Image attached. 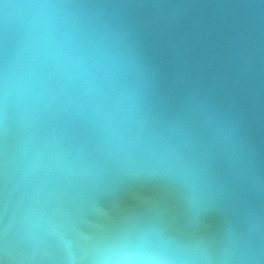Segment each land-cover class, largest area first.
<instances>
[{
    "label": "water",
    "instance_id": "water-1",
    "mask_svg": "<svg viewBox=\"0 0 264 264\" xmlns=\"http://www.w3.org/2000/svg\"><path fill=\"white\" fill-rule=\"evenodd\" d=\"M70 2L94 24L134 26L156 73L158 130L172 143L189 141L181 155L196 164L213 199L196 211L179 181L129 174L87 125L65 115L58 126L93 167L59 181L43 206L46 223L26 231L10 118L0 129V264H90L102 247L148 229L182 245L199 241L213 259L264 264V0ZM16 43L0 29V60L14 55ZM233 119L242 125L236 137Z\"/></svg>",
    "mask_w": 264,
    "mask_h": 264
},
{
    "label": "clouds",
    "instance_id": "clouds-1",
    "mask_svg": "<svg viewBox=\"0 0 264 264\" xmlns=\"http://www.w3.org/2000/svg\"><path fill=\"white\" fill-rule=\"evenodd\" d=\"M86 18L70 0H0V29L17 37L14 55L0 60V129L6 132L11 118L18 130L12 164L24 190L26 231L46 223L43 206L59 181L93 167L83 146L69 144L58 126L65 115L87 125L98 147L129 174L179 181L200 211L213 199L211 190L201 184L196 164L181 155L189 141L172 143L158 130L151 108L156 73L134 26L111 29ZM228 124L236 137L241 122ZM90 264L256 262L247 256L213 259L199 241L182 245L148 229L102 247Z\"/></svg>",
    "mask_w": 264,
    "mask_h": 264
}]
</instances>
